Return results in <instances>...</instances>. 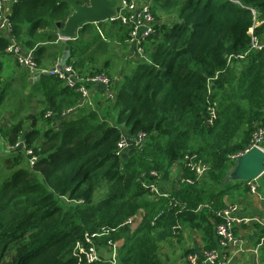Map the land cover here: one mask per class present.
<instances>
[{"label":"trees","instance_id":"obj_1","mask_svg":"<svg viewBox=\"0 0 264 264\" xmlns=\"http://www.w3.org/2000/svg\"><path fill=\"white\" fill-rule=\"evenodd\" d=\"M236 1L150 0L156 33L143 42L146 59L118 79L108 73L107 58L98 66L96 56L107 51H96L114 37L124 44L125 26L85 24L76 39L60 41L57 26L71 14L68 4L11 5V36L38 68H53L68 47L67 66L79 76L103 75L109 85L85 84L89 92H107L96 106H79V84L71 88L56 75H38L25 97L23 70L20 89L2 88L0 119L8 102L18 103L11 108L17 120L0 129V264H88L75 247L92 234L97 249L122 241L114 264H166L160 243L186 229L203 232V252L216 249L211 238L226 207L224 181L264 127V48L236 58L250 47L249 9L264 19V0ZM8 42L0 36V54ZM2 69L0 63V81ZM138 135L144 136L138 149L117 154L122 137ZM21 140L23 149L3 158L4 144L15 148ZM195 163L204 174L191 171ZM162 179L170 190L158 197L150 186L162 189ZM139 212L130 231L126 222Z\"/></svg>","mask_w":264,"mask_h":264},{"label":"built area","instance_id":"obj_2","mask_svg":"<svg viewBox=\"0 0 264 264\" xmlns=\"http://www.w3.org/2000/svg\"><path fill=\"white\" fill-rule=\"evenodd\" d=\"M17 0H0V36L5 37L9 40L8 45L5 47L4 53L12 56L15 62L29 75L37 77L40 74L56 75L60 79L64 80L66 85L75 88L79 84V88L76 90L81 93L82 99L79 103V106H82L84 103L90 102V92L85 87V84H90L95 86L97 84L105 86L106 88L109 85V80L103 75L99 76H79L74 71L71 66H63L57 68L56 64L51 69H40L36 66L35 61L32 57L31 51H25L21 44L18 43L14 38H12V24L10 19L6 16L7 9L15 3ZM235 3H238L236 0H232ZM253 16V23L251 28L248 30L247 35L250 38V47L249 50L241 56L236 58H244L246 54L251 51H257L264 48V19L259 20V16L256 14L254 9H249ZM151 3L150 0H121L120 7L117 10V14L114 18L108 19L109 22H119L122 26L127 27L128 29V39L127 43L132 47L133 53L132 57L138 58V60H145V54L143 51V42L156 33V20L151 14ZM255 21L259 22V25H255ZM262 32V33H261ZM64 41V40H62ZM136 56V57H135ZM76 108L69 109L67 112H73ZM264 136V127L258 129L254 134L252 144L249 148L257 147L264 151L260 146L262 138ZM144 142V136L138 135L134 139H127L126 136L122 137L118 143V152L122 153L129 145L136 143V147H140ZM137 148V149H138ZM247 150V151H249ZM246 151V152H247ZM245 152V153H246ZM27 155L31 154L30 150L26 151ZM239 157V156H238ZM236 156L235 159L238 158ZM33 164V158L29 159V165ZM189 166V165H188ZM194 170L197 176L204 174L205 166L195 163L191 166V171ZM187 183H191V180L187 179ZM150 191L155 193L158 197H164L166 195H160L155 186H150ZM251 193H255L254 186L250 187ZM237 207L235 205H227L225 208L218 211L217 216L219 218V223L214 227L215 236L218 240L220 248L223 250V255L214 249L209 252H203L201 256L197 254H189L187 256V264H224V256L230 249H238L240 246V241L236 239L233 233V228L236 225L247 224L249 219L246 218H237L235 216ZM129 219L126 224L130 221ZM97 235H88L85 237L82 243H77L75 249L79 254L84 255L85 261L88 264L103 263L97 246L94 243V239L97 238ZM264 242V237L260 238L259 246ZM115 245L112 247L111 262L115 259ZM222 260V261H221ZM114 264V262H112Z\"/></svg>","mask_w":264,"mask_h":264},{"label":"crops","instance_id":"obj_3","mask_svg":"<svg viewBox=\"0 0 264 264\" xmlns=\"http://www.w3.org/2000/svg\"><path fill=\"white\" fill-rule=\"evenodd\" d=\"M7 18L10 19L11 16V6L6 11ZM103 25V28L107 30L109 28V21H105L101 23ZM95 26L97 24H94ZM127 28V27H126ZM78 37V36H77ZM104 37V36H103ZM6 38V36H5ZM115 38V37H114ZM112 38L111 40H105L107 43H101L98 46L97 53L101 54L107 51V54L111 53L109 51V46L111 48L113 47H120V53H123L122 55H119L120 59L126 62L127 66L130 62L129 60L133 61L135 60L134 57L130 56V59L128 60V57L133 53V50L131 51V47H129L128 43L125 41L124 44L119 42L117 39ZM62 41V40H60ZM64 50L61 52L59 58L57 59V64H59L61 57ZM6 55V54H3ZM111 55H113L111 53ZM13 61V68L14 73H11L16 76L15 80H12L9 86V90H15L20 89L22 84V78L21 74L19 76V72H17V66L14 58L8 57ZM129 61V62H128ZM0 63L2 64L3 69L6 70V64L0 60ZM98 66H102L103 62L101 61V64ZM67 65V64H66ZM90 66V65H89ZM54 67V66H53ZM52 67L46 66V69H51ZM22 69V68H21ZM26 73L25 81L28 85L26 86L22 92V96L25 97L30 91H32V88L35 86V83L37 81V77L29 75V73ZM10 75V74H9ZM115 79H118V77H113ZM3 88V82L0 81V92H2ZM100 88H102L100 86ZM96 92V91H95ZM94 93L93 90L90 91V94ZM101 93H104L101 92ZM7 104V108L4 111L3 116L0 119V129L2 128H8L10 127L13 122L16 120V116L14 113H11V108L14 106L16 101H10ZM23 105V104H22ZM30 107H35L34 101L31 100V102L28 104ZM10 108V110H9ZM23 108H27V102L24 103ZM3 140L0 137V144L2 145ZM262 149L264 150V136L262 138V142L260 144ZM5 147V155L3 158L8 157V153L10 150L16 151V148L23 149L22 146V140L19 142V144L15 148H9L7 145L4 144ZM2 158V159H3ZM180 168V165H178ZM178 167L174 166L173 168V182L171 185L175 183L177 180V175L179 173ZM234 167V166H233ZM232 167V168H233ZM230 169V171L232 170ZM229 171V173H230ZM228 173V174H229ZM227 174V175H228ZM161 183L163 185V190L157 188V190L162 193L160 195H165L167 193L166 190H170V188L167 186L166 182L162 179ZM167 187H166V186ZM254 186L255 193H251L250 187ZM223 189H227V194L223 198L224 204L227 205H235L237 207V211L235 216L237 218H246L249 219V222L247 224L242 225H236L233 228L234 236L237 240L240 241V246L238 249H230L226 256H224V260L222 261L224 264H264V242L262 245L259 246V241L261 237H264V172L257 177L256 179L252 180L251 182L247 183H235V181H230L227 178L224 181ZM158 192V193H159ZM142 217V212H139L135 217H133L127 225H129L130 231L135 229V227L138 225ZM176 236H179L178 238H175ZM174 238H167L166 240H163L160 243L161 253L163 254V257L167 260V262H170L169 264H187V257L184 255V252L191 251V254H197L198 256H201L203 251H205V238L202 231L199 230H184V232H180L178 235H176ZM213 244L216 245V250L220 253L222 256L223 250L220 248L218 244V240L214 237ZM207 245V244H206ZM107 255H112V250L107 249ZM189 255V254H188ZM107 256V257H108ZM185 256V257H184Z\"/></svg>","mask_w":264,"mask_h":264},{"label":"water","instance_id":"obj_4","mask_svg":"<svg viewBox=\"0 0 264 264\" xmlns=\"http://www.w3.org/2000/svg\"><path fill=\"white\" fill-rule=\"evenodd\" d=\"M68 4L72 12L65 22L57 26V35L62 40H74L79 30L85 24H98L114 18L120 7L121 0H87L85 4L79 5L74 0H60ZM69 58L68 47H65L57 68L66 65ZM264 172V151L253 147L246 153L241 154L235 162L234 167L227 175L230 181L251 182Z\"/></svg>","mask_w":264,"mask_h":264},{"label":"rangeland","instance_id":"obj_5","mask_svg":"<svg viewBox=\"0 0 264 264\" xmlns=\"http://www.w3.org/2000/svg\"><path fill=\"white\" fill-rule=\"evenodd\" d=\"M255 12H256L257 15L259 14L256 10H255ZM255 22H256L255 25H259V22H257V21H255ZM129 47H131V46L129 45ZM109 51L113 55H111V53H109V54H106V55H100L99 57L96 56V58H97V61L98 62H100V60H101L102 57H105V58L108 59V61H109V70H108V73L111 76H113V77L120 78V77H122V75L124 76L127 73H129L130 71L134 70L135 67L137 66V64H139L138 58H134L135 60H133V61L129 60L130 59V56H131V52H130V55L128 57V60L130 62L128 61L129 63H128V66H127L126 62L123 61L122 59H120V57H119V55H122L123 54V53H120V47H113V48H111V46H109ZM131 51H132V47H131ZM6 56H7V54L6 55L0 54V60H2V62L6 64V70L5 69H2L1 82H3V87H7L8 88V86H9L8 84H10L12 80H15L16 79V76L13 75V74H11V73H14V70H15L13 68V66H12L13 65V61L11 59L7 58ZM8 57L11 58L12 56H9L8 55ZM99 64H101V62ZM17 70H18L17 72H19L18 73L19 76H20V74L24 73L23 72L24 70L21 69V68H17ZM21 70H23V71H21ZM102 87L103 88H106L105 86H102ZM103 95H105V98H106L107 92H104V93H99L98 92L96 94L95 93H91L90 94V98H89L90 99V102L89 103H86V104L87 105H91V106H96V103L98 102L99 98L102 97ZM17 103H18V101H17ZM17 103L14 104V107L17 106ZM7 104H9V103H7ZM23 109H26V108H23ZM112 115L115 116V112H112ZM16 120H17V118H16ZM14 122H13V124H14ZM137 148L138 147H136V143H132L122 153L124 155H128V154H131L134 151V149H137ZM171 188H172V185H171ZM102 194H103V192H101V191L100 192H97L95 198L97 199V198L101 197ZM121 242H122L121 240H119L117 242L116 249L121 245ZM116 249H115V251H116ZM106 251H107V249L98 247V252H99V255H100V257H101V259H102L103 262L106 259L111 258V255L108 256ZM161 251H163V250H161ZM161 251L159 252V254L162 257L163 254L161 253ZM161 260L163 262H165L166 264H169L170 263V262H167L166 260H164L162 258H161Z\"/></svg>","mask_w":264,"mask_h":264},{"label":"clouds","instance_id":"obj_6","mask_svg":"<svg viewBox=\"0 0 264 264\" xmlns=\"http://www.w3.org/2000/svg\"><path fill=\"white\" fill-rule=\"evenodd\" d=\"M58 39H59V40H62V39H60L59 37H58ZM64 41H65V40H64Z\"/></svg>","mask_w":264,"mask_h":264}]
</instances>
